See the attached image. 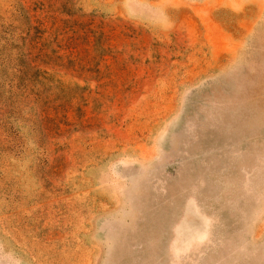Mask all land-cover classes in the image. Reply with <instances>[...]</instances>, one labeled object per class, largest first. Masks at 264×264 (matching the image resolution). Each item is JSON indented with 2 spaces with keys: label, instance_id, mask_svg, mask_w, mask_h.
I'll use <instances>...</instances> for the list:
<instances>
[{
  "label": "rangeland",
  "instance_id": "374dc122",
  "mask_svg": "<svg viewBox=\"0 0 264 264\" xmlns=\"http://www.w3.org/2000/svg\"><path fill=\"white\" fill-rule=\"evenodd\" d=\"M260 2L0 0V264H264Z\"/></svg>",
  "mask_w": 264,
  "mask_h": 264
},
{
  "label": "crops",
  "instance_id": "0c3cea01",
  "mask_svg": "<svg viewBox=\"0 0 264 264\" xmlns=\"http://www.w3.org/2000/svg\"><path fill=\"white\" fill-rule=\"evenodd\" d=\"M127 2L147 13L157 11V16L163 19L159 25L162 27L172 25L171 16L175 13L180 14L179 22L174 25L181 24L183 17L189 26L187 28L183 26L178 31L174 28L172 31L174 36L187 42L190 48L207 49L210 54L217 47L226 50L229 39L226 29L214 18L216 9L230 7L236 11H242L250 4H256L259 9L262 5L260 0H200L197 2L192 0H127ZM193 19L197 22L195 25ZM213 26L216 33L212 34ZM166 29L161 28L160 32L164 34Z\"/></svg>",
  "mask_w": 264,
  "mask_h": 264
}]
</instances>
